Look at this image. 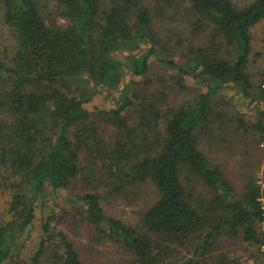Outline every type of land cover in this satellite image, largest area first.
<instances>
[{
    "label": "trees",
    "instance_id": "obj_1",
    "mask_svg": "<svg viewBox=\"0 0 264 264\" xmlns=\"http://www.w3.org/2000/svg\"><path fill=\"white\" fill-rule=\"evenodd\" d=\"M41 1L0 0L14 51L0 59V81L11 79L10 89L0 90V176L11 191L9 219L0 220V264H21L19 255L37 204L71 185L81 171L82 150L113 177L112 184L150 183L157 192L138 228L107 216L95 192L68 199L85 213L98 237L120 247L133 258L132 264H236L228 250L213 252L225 236L260 247L263 236L257 226L264 221V190L250 180L238 196L221 170L198 150L197 138L216 127L229 132L251 128L264 139V111L249 127L235 111L227 123L209 128L213 97L222 88L236 89L237 96L249 102L264 99L262 93H251L248 69L251 29L264 19V0L243 8L230 0H186L187 15L197 19L194 25L213 28L212 44L221 39L208 45L212 52L195 49L192 62L171 58L152 30L143 0H50L68 19L66 25L47 23ZM153 1L160 15L179 5V0ZM146 43L149 49L136 56L120 53H135ZM222 46L232 52V59L217 54ZM150 56L181 75L201 79L207 90L179 108L162 110L159 95L132 90L136 79L150 81ZM129 66L124 91H115L122 88ZM78 77L92 79L95 87ZM177 83L185 89L181 80ZM97 88H109L107 94L121 98L116 108L100 112L101 122L117 130L114 140L103 137L84 108ZM225 104L235 110L231 102ZM126 108L136 119L133 126L123 116ZM183 173L201 184L200 192L182 184ZM49 212L29 264H83L66 235L52 226L55 213Z\"/></svg>",
    "mask_w": 264,
    "mask_h": 264
},
{
    "label": "rangeland",
    "instance_id": "obj_2",
    "mask_svg": "<svg viewBox=\"0 0 264 264\" xmlns=\"http://www.w3.org/2000/svg\"><path fill=\"white\" fill-rule=\"evenodd\" d=\"M230 1L235 7L243 8L254 0ZM143 3L150 9L152 30L158 40L168 48L171 58L177 61L183 59L192 62L195 49L204 48L205 51H208L210 39L214 34L213 28L209 24H204L201 27L194 25L197 19L193 15H187L186 9L189 5L186 0H179V5L175 10L170 9L162 15L158 14L153 0H143ZM40 4L43 6L42 12L45 14L47 23L54 20L59 24H69L68 19L60 14L56 3L42 0ZM1 14L0 3V59L5 60L12 56L14 51ZM194 28L200 29L195 31ZM220 41L221 39H216L214 44L211 43V46L219 44ZM148 46V43L142 44V48ZM208 49L210 50V48ZM220 49V51H216L219 56L224 59L233 58L232 52L230 53L225 46ZM210 52L212 51L210 50ZM148 66L149 72L146 77L150 83H144L143 79H136L138 81L133 85L134 89L132 90L139 91L148 97L159 95L157 97L160 98L158 105L162 110L179 108L196 95L207 90L205 82L201 79L181 75L178 70L156 62L152 56L149 58ZM248 69L254 85L251 93L253 96H258L260 93L264 96V19L251 29V53ZM178 80L182 81L185 89L180 88ZM10 83L11 79L5 78L4 81H0V90L8 91ZM131 92L129 98H133ZM120 100L121 98L117 100L106 92H98L89 103L84 105V108L96 120L99 131L104 132L103 137L106 140H110V138L114 140L117 138L118 132L114 127L101 122L100 112L116 108V101ZM227 101L231 102V106L235 107V110L225 104ZM235 111L249 127L250 124L257 121L258 112L264 111V99L249 102L238 97L237 91H234L232 87L222 88L213 97L214 113L211 116L209 128L214 127L213 125L217 123H227V117L234 115ZM216 112L222 116H215ZM0 116L4 118V113L1 112ZM123 116L129 125L133 126L136 123L130 108L123 110ZM229 129L231 132L228 129L221 131L216 127L211 128L212 131L208 133L200 132L197 138L198 150L208 163L221 170L238 196L243 195L245 186L250 180L255 181L264 190V147L261 145L264 139L259 140V134L254 133L251 128L240 129L237 132L232 128ZM79 156L81 171L71 185L55 194L47 195L43 204H37L35 219L29 227L26 242L19 255L21 264H29L30 258L35 253L40 240V224L50 213L49 211L55 213L52 226L66 235L78 252L83 264H132L133 258L120 247L98 237L96 230L86 220L85 213L78 210L76 205L71 204L68 199H75L85 193L95 192L99 195L100 205L107 216L118 219L133 228H138L143 212L157 200V192L150 183H139L135 186L118 182L112 184L113 177L103 172L100 163L91 162L84 150L80 152ZM180 179L189 190L201 191V184L199 185L196 179L187 176L186 173L180 174ZM115 186H118V189ZM10 197L11 191L5 187L0 176V220L9 219L7 209ZM257 230L262 234L260 225L257 226ZM220 249L228 250L229 256L235 259L236 264H264V255L261 254L260 247L252 246L239 238L233 239L226 236L220 238L218 247L214 248L213 252H218Z\"/></svg>",
    "mask_w": 264,
    "mask_h": 264
},
{
    "label": "water",
    "instance_id": "obj_3",
    "mask_svg": "<svg viewBox=\"0 0 264 264\" xmlns=\"http://www.w3.org/2000/svg\"><path fill=\"white\" fill-rule=\"evenodd\" d=\"M149 48H145V49H140L138 50L137 52L135 53H131L130 51L128 50H121L120 53L123 54L124 52H126L127 54L131 55V56H136L138 54H140L143 50H148ZM131 73V67L129 66V69L127 71V73L123 76L122 78V88L119 89V90H115V91H118V92H122L123 89L125 88V85H126V78L128 76V74ZM69 79H72V78H77V77H68ZM78 78H81V79H84V80H88L90 83H91V86L92 87H95V83L92 79H89L88 77H78ZM98 92H107L109 90V88H105V89H96ZM234 91H236V89H234ZM237 105V104H236ZM243 107H246L248 108L247 106H243Z\"/></svg>",
    "mask_w": 264,
    "mask_h": 264
},
{
    "label": "built area",
    "instance_id": "obj_4",
    "mask_svg": "<svg viewBox=\"0 0 264 264\" xmlns=\"http://www.w3.org/2000/svg\"><path fill=\"white\" fill-rule=\"evenodd\" d=\"M261 145H262V147H264V142ZM261 202L264 205V199H261ZM260 226H261V232H262V236H263V241L260 245V252H261V254L264 255V221L260 223Z\"/></svg>",
    "mask_w": 264,
    "mask_h": 264
}]
</instances>
